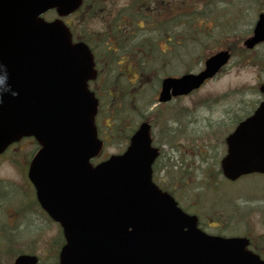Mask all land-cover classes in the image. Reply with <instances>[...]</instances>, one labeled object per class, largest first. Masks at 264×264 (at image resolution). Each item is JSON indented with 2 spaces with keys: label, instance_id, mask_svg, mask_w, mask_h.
<instances>
[{
  "label": "water",
  "instance_id": "1",
  "mask_svg": "<svg viewBox=\"0 0 264 264\" xmlns=\"http://www.w3.org/2000/svg\"><path fill=\"white\" fill-rule=\"evenodd\" d=\"M79 3L0 0V153L24 136H35L43 146L29 176L43 207L64 227L61 264H264L245 250L246 239L199 230L197 219L152 182L158 152L151 148L147 125L124 156L96 168L89 164L101 149L94 126L97 100L87 85L94 77L92 55L73 46L60 23L37 19L42 9L57 7L66 15ZM261 41L262 18L246 46ZM229 57L219 53L198 75L166 79L160 101L198 89ZM227 143L222 161L227 178L264 174V103ZM36 263L23 256L16 264Z\"/></svg>",
  "mask_w": 264,
  "mask_h": 264
},
{
  "label": "rangeland",
  "instance_id": "2",
  "mask_svg": "<svg viewBox=\"0 0 264 264\" xmlns=\"http://www.w3.org/2000/svg\"><path fill=\"white\" fill-rule=\"evenodd\" d=\"M257 1L258 3L250 2L251 5L244 6L239 0H188L182 3L181 7L184 5L186 8L180 10L181 16L191 15V20L181 17V31L188 32L187 24L192 33L199 31V27L205 31L203 23L211 27L207 33H201L197 38L187 39V36L179 38V41L184 39L183 43L187 44L181 46L182 51L177 46L180 49L178 66L170 65L172 63L169 62V54L159 55L160 61L164 59L166 66L163 69L167 70V73L174 70L170 73L179 76L187 72H199L210 54L225 48L234 50L230 65L199 91L165 105L162 111L160 108L153 111L155 108L151 106V100H154L151 94L158 89L155 82H149L139 88H117L111 85L110 87L118 90L121 95L120 107L112 99H116L117 96L114 94L110 96L108 92L110 89L104 85L99 92L102 97L99 124L102 128L105 124L112 125L113 132L105 149L106 154L110 155L120 153L126 148L130 132L136 129L142 118L151 121L155 144L161 147L163 154L155 167V182L175 195L182 206L197 213L206 231L226 236H248L256 249L264 254V175L253 174L235 182L224 180L220 185V180L223 179L220 159L226 152L225 138L234 130L238 118L250 114L263 97L257 87L260 82H264V45L249 54H242L239 47L240 42L251 33L250 28L256 21V11H264V0ZM126 5L128 0H106L101 7L102 13L92 19L89 25L93 30L99 28L107 15L106 11L112 10L115 13L116 7ZM241 8L244 12H240ZM214 17L219 18L214 20ZM79 32L82 31L79 29ZM148 33L149 30L146 34ZM149 41L153 42L154 38H150ZM165 48L162 40V49ZM202 54H205L206 58H201ZM137 56L130 58L129 66H137L135 61ZM127 69L129 74L126 75V79L135 82V71L129 70L128 67ZM120 83L123 86L127 84L125 81ZM120 89L127 92L123 93ZM142 94L144 100L145 97L149 99L145 107L140 106L143 102L140 101ZM129 104V109L133 111L131 115L125 111V106ZM111 119H115V123L113 120L111 122ZM22 148V151L16 149L17 152L0 159L1 178L16 181L21 179L17 169L7 164V161L12 158L26 159L25 156L29 150L32 151L33 146L24 144ZM4 198L6 201H13L10 195ZM242 216L244 220H249L248 225L242 224L243 219L240 220ZM16 217L17 214L12 210L10 213L6 211L0 213L1 230L9 220ZM1 230L0 237L5 239L9 233L5 228L2 232ZM58 231L57 226L46 221L37 210L36 237L35 234L30 235L19 243L24 244L29 239H34L31 248L44 260H51L50 257L56 252V246L60 242Z\"/></svg>",
  "mask_w": 264,
  "mask_h": 264
},
{
  "label": "flooded vegetation",
  "instance_id": "3",
  "mask_svg": "<svg viewBox=\"0 0 264 264\" xmlns=\"http://www.w3.org/2000/svg\"><path fill=\"white\" fill-rule=\"evenodd\" d=\"M138 2L141 4H144L148 7L149 14L142 15L141 18H135L134 14H129L127 17L123 18L122 21L116 20L115 22L111 23V25L113 24L112 26L115 27L117 30L109 32V33H111V36H113L112 44L114 45V46H110L109 50H111L115 53L121 49L124 52H128L131 50H138L141 52H147L148 51V46H146L147 42L145 41V38L140 35L139 31L145 29V26H146L145 16H149L152 20H151L150 24H148V23L147 24L149 25L151 32H154L155 36H157V47L155 49L157 50L158 53H157V56H150V57L146 56L145 62H147L148 60L151 62H156V64L162 68L164 66V59H163V61H160L159 55H167L166 51H169L170 52V54L168 55L169 61H171L173 63L176 60V57L174 56L172 48L167 47L166 49H162V40H163L164 44H165V42L168 44V43H170V40H169L170 36H173V37L179 36V29L177 26V24H178L177 10L175 9V11H174V17L175 18H173V19H175V20L173 21L171 30L166 31L163 29V31H162V28L165 25V23H163V21H162V19H163L162 13H163L165 1L164 0H138ZM165 6L169 7V4L165 3ZM111 25H109V26H111ZM124 28L128 29L127 35L130 34L128 39H131L132 37H136L137 39H139L138 41L135 42V45L133 47L132 46H125V45L121 44L120 39H122V34L125 33V31L123 30ZM159 36L164 37V38L167 37V39L166 40L162 39V40H160V42H158ZM125 44H126V42H125ZM159 44H160V46H159ZM178 44H179V42H178ZM121 60L123 61V64H125V60L124 59H121ZM207 226L211 227L210 225H207ZM2 245L3 244H0V246H2ZM0 251L4 252V248H1ZM13 254L14 253L10 254L9 256L12 257ZM3 259H4V253L1 255V261ZM1 261H0V263H1Z\"/></svg>",
  "mask_w": 264,
  "mask_h": 264
}]
</instances>
